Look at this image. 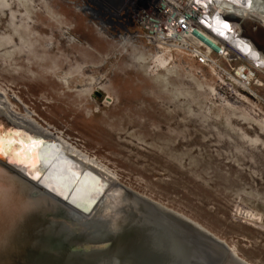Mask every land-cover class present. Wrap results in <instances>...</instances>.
Masks as SVG:
<instances>
[{"label": "rangeland", "instance_id": "rangeland-1", "mask_svg": "<svg viewBox=\"0 0 264 264\" xmlns=\"http://www.w3.org/2000/svg\"><path fill=\"white\" fill-rule=\"evenodd\" d=\"M84 3L0 0V93L120 184L264 264V70L235 96L199 57L150 45L137 23L120 39ZM217 65L233 75L237 63Z\"/></svg>", "mask_w": 264, "mask_h": 264}, {"label": "bare ground", "instance_id": "bare-ground-1", "mask_svg": "<svg viewBox=\"0 0 264 264\" xmlns=\"http://www.w3.org/2000/svg\"><path fill=\"white\" fill-rule=\"evenodd\" d=\"M79 10L102 29L124 32L120 39H136L129 30L136 23L149 28L153 33L145 38L150 45L199 57L238 97L240 89L249 88L253 70H264V0H85ZM220 60L237 63L233 75L217 65ZM255 86L262 83L257 80ZM23 109L16 110L0 93V114L12 123L9 129L0 126V161L11 171L3 179L7 187H0V239L14 232L12 221L5 219L6 203L13 184L24 181L66 208L85 213L83 229L130 243L150 264H250L198 223L120 184L117 174L96 157L44 129ZM117 184L142 202L133 201ZM109 243L84 250H103ZM156 244L163 250L158 252Z\"/></svg>", "mask_w": 264, "mask_h": 264}, {"label": "water", "instance_id": "water-1", "mask_svg": "<svg viewBox=\"0 0 264 264\" xmlns=\"http://www.w3.org/2000/svg\"><path fill=\"white\" fill-rule=\"evenodd\" d=\"M4 125L12 128V123L0 114V126ZM7 170L0 161V187H7L3 183L5 172L11 173ZM21 183V186L13 184L6 203L5 219L12 221L14 232H6L0 239V264H108L111 260L150 264L133 251L130 243L120 244L118 239L99 237L96 232L83 229L85 213L68 209L39 188ZM117 186L133 201L142 202L125 187ZM107 241L110 243L106 249L84 250L85 246ZM150 242L148 239L149 245ZM154 247L158 252L163 250L158 244ZM219 258L213 259L214 262Z\"/></svg>", "mask_w": 264, "mask_h": 264}, {"label": "built area", "instance_id": "built-area-1", "mask_svg": "<svg viewBox=\"0 0 264 264\" xmlns=\"http://www.w3.org/2000/svg\"><path fill=\"white\" fill-rule=\"evenodd\" d=\"M142 28H143V31H144V34H149V35H151L153 32H152V30H150L149 28H147V27H143L142 26ZM199 61H200V63L201 64H205L201 59H199ZM202 61V62H201Z\"/></svg>", "mask_w": 264, "mask_h": 264}]
</instances>
